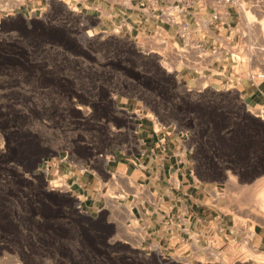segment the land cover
I'll list each match as a JSON object with an SVG mask.
<instances>
[{
  "label": "rangeland",
  "instance_id": "1",
  "mask_svg": "<svg viewBox=\"0 0 264 264\" xmlns=\"http://www.w3.org/2000/svg\"><path fill=\"white\" fill-rule=\"evenodd\" d=\"M66 2L65 12L56 10L58 0H42L49 7L41 11H0V263L31 256L47 262L51 248H158L162 263L156 264L167 261L163 248H239L235 259L252 257L247 249L264 228V182L256 189H219L213 204L200 190L157 189L150 179L137 190L124 185L132 182L126 177L132 162H126L128 174L118 163L137 152L136 142L118 129L120 120L102 122L106 106L138 99L154 68L151 49L157 47L163 68L181 63L172 49L159 48L160 36L134 43L125 30L92 32L95 25ZM240 5L248 7L244 0ZM96 154L114 171L100 183L91 181ZM160 197L171 212L158 209ZM125 204L131 219L108 227L113 216L126 215ZM144 208L158 213L149 219Z\"/></svg>",
  "mask_w": 264,
  "mask_h": 264
},
{
  "label": "crops",
  "instance_id": "2",
  "mask_svg": "<svg viewBox=\"0 0 264 264\" xmlns=\"http://www.w3.org/2000/svg\"><path fill=\"white\" fill-rule=\"evenodd\" d=\"M244 1L248 4L245 9L241 8V0L231 5L219 0H191L188 4L70 0L82 14L81 21L95 25L92 32L97 28L125 30L129 37L134 34V43L142 36H160L159 48L172 49L181 63L170 70L163 68L157 47L151 49L155 53L149 60L154 68L147 74L148 85L138 92V99L127 106H119L120 102L106 106L102 122L111 125L120 120L118 129L132 134L136 142L137 152L118 163L128 174L126 162H132L131 175H126L132 182H123L127 188L132 184L137 190L144 186L142 181L150 179L157 189H180L182 193L200 190L209 194L207 198L213 204L218 201L214 196L219 189H256L263 184L264 81L257 74L264 72V0ZM20 7L34 12L49 5L44 6L42 0H6L0 11ZM55 8L65 12L68 4L58 0ZM92 160L98 173L91 172L92 182L100 183L114 174L105 156L96 154ZM178 200L183 211L184 202ZM158 201V209L172 211V205L165 206L164 197ZM110 205L106 203L102 208ZM129 206L125 204L122 209L126 215L113 216L108 227L130 220L126 217ZM132 209L135 219L141 220L137 204ZM153 213H158L157 208L151 213L144 208L149 219ZM197 220L206 224L205 220ZM252 242L255 248L247 252L253 256L247 260L235 259L242 253L239 248H163L165 264H264V228ZM62 249L51 248L47 262L31 256L33 260L21 258L20 264H129L133 259H137L134 264L162 263L158 248Z\"/></svg>",
  "mask_w": 264,
  "mask_h": 264
},
{
  "label": "built area",
  "instance_id": "3",
  "mask_svg": "<svg viewBox=\"0 0 264 264\" xmlns=\"http://www.w3.org/2000/svg\"><path fill=\"white\" fill-rule=\"evenodd\" d=\"M162 2H171V1H179L188 4L191 0H161ZM239 0H219V3L224 5H231L237 3ZM186 33L185 30L182 33V36L185 37ZM257 78L261 81H264V72L258 73Z\"/></svg>",
  "mask_w": 264,
  "mask_h": 264
},
{
  "label": "bare ground",
  "instance_id": "4",
  "mask_svg": "<svg viewBox=\"0 0 264 264\" xmlns=\"http://www.w3.org/2000/svg\"><path fill=\"white\" fill-rule=\"evenodd\" d=\"M242 8H243V6H242ZM245 9V8H244Z\"/></svg>",
  "mask_w": 264,
  "mask_h": 264
}]
</instances>
